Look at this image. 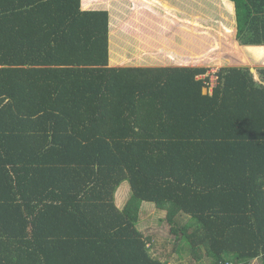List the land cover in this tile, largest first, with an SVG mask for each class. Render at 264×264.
Segmentation results:
<instances>
[{
	"label": "trees",
	"instance_id": "16d2710c",
	"mask_svg": "<svg viewBox=\"0 0 264 264\" xmlns=\"http://www.w3.org/2000/svg\"><path fill=\"white\" fill-rule=\"evenodd\" d=\"M82 1L0 0V264H169L144 202L197 260L264 264V67L212 85L207 67L110 66L109 12ZM224 1L254 45L235 41L239 57L264 61V0Z\"/></svg>",
	"mask_w": 264,
	"mask_h": 264
},
{
	"label": "rangeland",
	"instance_id": "374dc122",
	"mask_svg": "<svg viewBox=\"0 0 264 264\" xmlns=\"http://www.w3.org/2000/svg\"><path fill=\"white\" fill-rule=\"evenodd\" d=\"M90 1L93 0H84L83 4L87 5V2ZM96 1L98 0H94V2ZM171 1L176 2L179 7L171 4L173 6L164 8L161 5H148L144 1V4H142L139 0V6L133 5V7L131 5V7L134 9H145L146 6V13L153 15L152 19H155V22L160 21L162 24H168L174 29L170 31L176 32L179 39L173 34V40H179V43L183 44L188 43L190 50L193 52L191 62L185 63L179 59L178 62L172 64L173 66L207 67L212 85L216 84L217 75H215V72L221 67L237 66L254 67L255 69L264 67V61H254L248 58L246 62H243L241 57H239L237 50L240 49L234 46L235 41L242 46L254 45H243L238 40L234 7L230 8L229 5L223 6L221 4L219 8L218 5L220 3L218 0L217 2H214L215 0H208L207 3H204V0H195V3L194 1L192 2L194 3V8L183 6L182 3H185L186 0ZM211 1L214 5H211ZM221 1L222 3H226L224 0ZM204 5L207 8H204ZM130 13L135 15L133 10ZM140 21L135 24L143 25L142 21H145V19ZM131 26L134 27V21ZM225 26H230L233 29V33L230 35L226 34L224 32ZM218 41L222 42H220L221 48L216 47ZM211 49L213 50L210 55L208 51ZM218 59H221L223 62L221 65L217 64ZM253 74L255 79L259 80L260 74L258 71L256 70ZM206 76L201 75L199 78ZM131 194L129 181L120 185L116 192V204L119 208L123 209L126 206ZM166 216L167 211L159 209L154 203L144 202L142 204L138 227L145 236L152 238L149 241L151 254L156 258L168 260L169 264H208L207 257L203 260H197L191 255L190 251L180 241V238H177L178 234L171 231L173 225L169 223ZM189 220L190 216L180 214L177 216V227L184 225ZM253 264H262V262L260 259H256L253 261Z\"/></svg>",
	"mask_w": 264,
	"mask_h": 264
},
{
	"label": "crops",
	"instance_id": "0c3cea01",
	"mask_svg": "<svg viewBox=\"0 0 264 264\" xmlns=\"http://www.w3.org/2000/svg\"><path fill=\"white\" fill-rule=\"evenodd\" d=\"M83 1L82 8L84 10L105 9L109 12L110 66H168L175 64V62H178L179 59L186 63L190 60V58L193 57V52L190 50L188 43H184L187 44L184 45L183 43H179V40L177 41L172 39L174 35L176 38H178V36L176 32L170 31L173 29L170 25L162 24L160 21L155 22L156 20L154 19V21L152 19L153 15L146 13V6L145 9L133 8V5L139 6L140 3L138 0H98L96 2L93 0L87 2V5L83 4ZM166 1L170 4H174V6L177 5V7H179L176 2H172L171 0ZM141 2L144 4L143 1ZM148 2L153 3L151 0ZM203 2L207 3L208 0H204ZM214 2H217V0ZM218 2L220 3L218 5L220 8L222 1L218 0ZM131 5L133 7H131ZM211 5H214L212 1ZM233 6L235 8L234 2ZM115 10H118L119 22L118 28H115L114 30L112 27V14H114ZM131 10H133L135 15L130 13ZM144 19L145 21H142ZM140 20L143 22V25L135 24L139 23ZM133 21L134 27L131 26ZM114 32L119 34V38L116 37L117 34L113 35Z\"/></svg>",
	"mask_w": 264,
	"mask_h": 264
},
{
	"label": "water",
	"instance_id": "95a60500",
	"mask_svg": "<svg viewBox=\"0 0 264 264\" xmlns=\"http://www.w3.org/2000/svg\"><path fill=\"white\" fill-rule=\"evenodd\" d=\"M251 71L254 73L256 69L254 67H251Z\"/></svg>",
	"mask_w": 264,
	"mask_h": 264
}]
</instances>
